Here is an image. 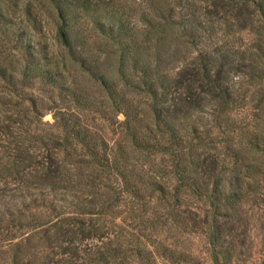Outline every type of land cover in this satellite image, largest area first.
<instances>
[{
  "label": "rangeland",
  "instance_id": "obj_1",
  "mask_svg": "<svg viewBox=\"0 0 264 264\" xmlns=\"http://www.w3.org/2000/svg\"><path fill=\"white\" fill-rule=\"evenodd\" d=\"M203 1H196L195 15L200 19L201 8L207 3ZM259 1L264 3V0ZM192 10L190 14L186 12L187 7L180 0H88L84 9L79 6L72 8L69 14L71 36L81 55L90 63L91 75L60 44L56 34L60 20L49 0H0V11L9 22L6 27H0V64L7 65L10 70H19L17 93L12 92L6 82L0 81V167H4L6 160H15L13 154L19 147L16 141L20 135L29 138L41 132H53L62 136L64 123L59 126V114L70 118L71 124L80 123L82 127L90 128L94 136L113 147L108 152L117 158L127 175L138 173L143 176L145 183L141 186L146 190L140 201L133 203L128 197L101 220L84 215V224L101 227L105 224L109 230L119 232V241L128 239L150 253V264H173L177 262V256L182 259L177 264H211L207 253L206 226L202 221L208 211L206 203L192 197L186 189L180 193L178 204L173 202V198L160 203L156 199L157 192L152 195L154 198H148L150 192L159 186L173 194L178 183L173 170V155L175 151H181L180 146L183 145L171 147L169 135L156 130L151 109L154 99L144 80L152 82L150 84L161 99L158 101L169 103V96L164 93L169 95L174 91L171 86L176 72L200 50L191 44L194 40L188 38L182 28L186 20L183 21L182 16L191 19ZM223 23L220 24L222 30L211 38H205L199 48L210 52L215 44L228 43L246 51L248 58L249 52L251 54L261 47L262 59L257 54L255 56L260 66L254 79L242 77L239 84H234V101L217 118L220 129L215 127L210 116L199 121L204 134L216 141L217 149L205 148L215 145L212 142L204 143L203 148L201 145L193 146L190 152L185 149L182 165L193 172L195 168L190 165L191 160L209 152L219 154L221 163L229 170L225 173L223 187L230 192L245 188L244 183L235 179L234 162L238 165V172L245 171V166L260 155L253 147L245 145L247 131L241 128L248 125L245 128L250 133L264 134V31L259 28L261 22L254 25L248 22L245 30H239L237 26L228 28L235 24L231 20L226 23L229 26ZM112 25L125 28L127 35L115 42L108 39L100 28ZM136 62L141 74L137 68L135 70ZM22 68H26L30 76L23 81ZM36 74H39L38 78H32ZM142 74L147 76L144 78ZM102 80L117 88L119 96L115 101L110 100L102 89ZM79 102H86L87 106L79 107ZM115 103H122L119 112H116ZM32 106L36 117L30 114ZM57 111H61L58 113V128L54 117ZM124 112L131 115L133 121H129L130 131L125 128ZM257 116L258 120L255 119ZM209 122L213 124L208 126ZM134 132L156 150L139 151L133 142ZM230 149L234 150L235 156L229 157ZM30 150L31 154L39 156L38 150ZM74 153L69 149V153H59V157L69 163ZM25 164L23 162L21 166ZM92 169L90 164L87 171ZM261 170L264 174V168L261 169L259 164L251 173L254 175ZM194 176L200 178V175ZM12 177L6 175L5 179H0V264H80V261L60 255L55 242L40 241L39 231L31 226L37 220L58 223L61 217L75 215V210L67 206L71 202L89 200L88 193L43 195L45 189L31 185V181L27 182L29 186L18 192L21 181ZM107 179L104 177L101 182L107 184L113 180L107 182ZM260 179L264 182L261 173ZM262 184L260 191L264 192ZM21 194L26 197L21 198ZM253 200V195H247L233 211L230 210L234 233L241 239L245 232L244 237L250 239L246 244L252 246L250 249L242 248L244 254L233 264L261 263L260 233L253 230L255 228L251 233L246 230L263 213L256 209ZM58 209L64 212L61 216H58ZM131 264L141 263L133 260Z\"/></svg>",
  "mask_w": 264,
  "mask_h": 264
},
{
  "label": "trees",
  "instance_id": "obj_2",
  "mask_svg": "<svg viewBox=\"0 0 264 264\" xmlns=\"http://www.w3.org/2000/svg\"><path fill=\"white\" fill-rule=\"evenodd\" d=\"M49 1L60 20L56 27L60 44L69 56L80 64L84 71L93 75V69L88 66L90 63H88L85 56L81 55L78 46L73 41L69 23L71 9L77 6L84 9L85 6L87 7L88 0ZM196 1L198 0H180L184 7H187L186 12L190 14L191 8L193 9L191 12L193 14L190 15L191 19H188V16H182L183 21L186 18L182 28L188 38L194 40L191 44L200 50H197L196 56L190 62L176 72L171 86L174 91L169 95L164 93V95L169 96V103L158 101L161 99H158V92L154 90L153 84H150L152 82L144 80V83L149 85L150 94L154 99L151 109L155 126L158 128L156 130L169 135L171 147L173 145H183L180 146L181 151H175L173 155V170L178 182L173 189V194H169L163 186H159V188L150 192L148 198H154L152 195L157 192L158 197L156 199L160 203L173 198V202L178 204L181 200L180 193L186 189L191 192L192 197L196 196L204 201L208 210L202 220L203 225L206 226L205 237L208 259L211 264H233L235 259L244 254L241 249L244 247L250 249L251 245L250 243L246 244V241L250 239L247 240L244 237L245 232L242 233L241 239H238V235L234 233L235 228L230 210L233 211L237 203L247 195H253V205L263 213L254 219L253 224H250L246 230H249L250 233L253 228H255L253 230L257 229L259 231L262 246L260 264H264V192L260 191L264 182L260 179V173L263 176L264 174L263 170L255 172L254 175L251 173V171H255L259 164L261 169L264 168V134L250 133L248 128H245L248 125L241 128V130L244 129V132L247 131V134L245 133V145L249 148L253 147L254 150L260 153L258 157H255V161L245 166L246 170H242L244 172H238V165L234 162L235 179L238 183H244L245 188L241 187L242 189H234L230 192L224 189L225 173L229 170L221 163L220 156L217 153L209 152L203 154L202 157H196L194 161L191 160L189 163L195 168L193 172L182 165V152L185 149H189L188 152H190L193 146L201 145L200 147L203 148L204 143L210 144L211 142L215 145L205 148L217 149L216 141L210 139L208 134H204V128L199 126V121L206 119V116H210L215 127L220 129L217 118L234 101V84H239L238 81L242 77L254 79L255 71H258L260 66L256 62V54L262 59L263 49L261 47L251 54L249 52V56L246 58V51L236 49L228 43L215 44V47L208 52L203 48H199L202 47V41L205 38H211L222 30L220 24L223 21H225L223 25L226 26H229L226 24L227 22L233 21L235 24L228 28L237 26L239 30H245L250 22L251 25L261 22L259 28L264 31V3L259 0H204L207 3L201 8L203 11L200 19L195 15ZM8 23L6 15L0 11V27H6ZM100 30L113 42L117 41L119 37L127 35L126 32L128 31L123 27L113 25L106 28L101 26ZM28 56L30 57V55ZM138 65L137 62L134 64L135 70ZM25 69L22 68V72H20L22 73V81L30 77ZM140 69L137 68L136 71L141 74ZM18 72L19 70H10L7 65L0 64V81L6 82L10 90L15 93L18 91ZM38 75H33L32 78H38ZM142 75L144 78L147 76ZM101 87L110 100L115 101L116 97L119 96L117 88L112 83L102 80ZM115 105L116 112H119L122 103H115ZM86 106V102H79V107ZM262 109L264 110V107ZM33 110L34 107L32 106L30 114L36 117ZM58 113H61V111L54 114L57 128ZM59 115L61 116L59 126L64 123L61 126L62 136L53 132H41V134L29 138L20 135L16 141L19 147H16L15 154H13L15 160H6L4 167H0V179H5L4 177L7 175L9 177L14 176L12 179H17V181L20 180L18 192L25 186H29L30 183L27 182L31 181L33 183L31 185L41 186L45 189L46 193H43V195L48 193H72L75 196L77 193L80 195L88 193L89 200L71 202L67 206L75 210V215L69 218L61 217L58 219V223H46L37 220L31 226L35 231H39L40 241L47 239L49 243L55 242V247H58L60 255H66L72 261H80V264L81 261H84L85 264H131L133 260H137L141 264H150V253H147L148 251L146 252L138 244H133L128 239H125V242L124 240L119 241L120 239L117 237L119 232L109 230L105 224L102 227L92 223L85 226V219H83L84 215L94 216L100 220L105 216L108 217L109 213L120 202H126L128 197L131 199L130 202L140 201L144 196L143 191L146 190L141 186L144 182L143 176L138 173L127 175L117 158L111 156L110 152L113 147H110L109 143L94 136L95 134L90 128L82 127L80 123L73 122L71 124L69 122L70 118L67 119L65 115ZM124 117L125 128L130 131L131 123L129 121H132L131 115L124 112ZM255 119L258 120V116ZM212 122L207 123V125H212ZM132 138L139 151L150 152L156 150V148L150 146L146 139L139 138L137 133L134 132ZM206 139L210 141L207 142ZM191 140L193 141L191 142ZM190 144L192 145L189 146ZM30 148L38 150L39 156L31 154ZM69 149L75 153L68 163L64 158L59 157V153H69ZM77 150L81 152L78 153ZM229 151V157L235 156L234 150L230 149ZM38 157L37 160L39 161L36 160ZM23 162L26 164L21 166ZM254 162L255 166H253ZM90 164L93 165V169L87 171ZM194 174L200 175V178L194 176ZM104 177H108L107 182L110 179L113 180L104 184L101 182ZM259 181L261 182L259 183ZM20 197L25 198L26 195L21 194ZM52 210L56 211L55 208H52ZM223 211H225V214H223ZM61 213L64 212L59 210L58 216H61ZM250 222L252 221L250 220ZM111 223L114 225L113 222ZM176 259H178L177 262L182 260L180 256H177ZM177 262L172 263L177 264Z\"/></svg>",
  "mask_w": 264,
  "mask_h": 264
}]
</instances>
